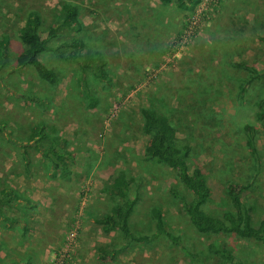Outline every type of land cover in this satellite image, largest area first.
Instances as JSON below:
<instances>
[{
  "label": "rangeland",
  "instance_id": "obj_1",
  "mask_svg": "<svg viewBox=\"0 0 264 264\" xmlns=\"http://www.w3.org/2000/svg\"><path fill=\"white\" fill-rule=\"evenodd\" d=\"M65 2L78 7L84 28L77 35L87 48L102 52L114 79L106 90L90 80L100 100L94 109L82 101L78 65L51 50L41 59L57 73L54 84L32 72L7 71L22 50L16 31L28 9L38 12L46 37ZM58 32L51 45L74 35L66 28ZM3 35L9 36L11 61L0 71V188L12 186L33 201L25 225L34 228L23 234L22 223L7 227L0 221L3 259L23 264H232L209 251L210 243L223 242L242 264H264L261 241L200 235L184 218L170 192L177 184L174 172L144 156L151 136L142 130L141 115L143 107L162 111L179 143L190 146L189 168H202L211 188L205 211L222 212L229 192L243 187L240 198L252 206L257 225L264 217V119L254 115L264 96V40L259 39L264 36V0H196L191 10L159 0H0ZM235 60L260 77L250 79ZM32 94L45 103L27 99ZM38 119L46 123L49 137L67 140L74 156L69 175L54 174L33 141L27 146L31 163L25 166L14 140L27 138ZM122 170L140 180L130 192L138 198L130 217L133 231H156L155 207L181 243L162 236L155 243H133L114 261L102 262L98 247L116 243L118 236L103 232L94 221L117 200L106 184ZM182 245L201 259H190Z\"/></svg>",
  "mask_w": 264,
  "mask_h": 264
},
{
  "label": "trees",
  "instance_id": "obj_2",
  "mask_svg": "<svg viewBox=\"0 0 264 264\" xmlns=\"http://www.w3.org/2000/svg\"><path fill=\"white\" fill-rule=\"evenodd\" d=\"M162 4L174 3L177 10H191L196 0H159ZM62 12L57 19L56 25L49 28L46 37L41 35V18L36 9H28L24 23L17 29L16 35L19 39L22 50L14 56V63L9 72H32L41 80L49 84L56 83L58 75L55 70L41 59V55L51 50L55 56L60 59L72 62L78 65L79 74L77 76V85L81 92L84 106L88 109H94L99 105V97L94 92L90 82H96L102 89H107L113 85V77L106 67V60L102 52L95 47L87 48L84 38L79 34L84 24L79 18L78 7L70 2L62 4ZM66 28L74 35L59 45H51L50 42L55 38L58 31ZM264 40V36H259ZM11 51L9 48V36L0 37V71L7 67L11 61ZM234 64L249 72L250 79L260 77L251 71L250 66L241 60H235ZM264 73V71L262 72ZM243 85H241V89ZM31 99L39 104L45 101L38 98L37 95H29ZM143 117L142 130L145 134L151 136L149 144L144 149V156L157 163L167 165L175 174L177 184L170 188L172 200L181 204V210L184 218L192 225L195 231L200 235L214 236L219 234L236 235L244 239H255L264 244V217L254 224L252 206L242 202L239 190H231L228 194L227 207L217 215L204 210V205L210 198L211 188L208 184L206 174L200 167L190 170L188 165V156L191 148L187 144H180L175 134H173L172 123L167 115L160 110L152 107L141 108ZM254 115L257 120L264 119V96L256 103ZM2 126H0V130ZM245 130L248 136L251 135V126L246 125ZM15 143H19L20 155L28 168L31 163L30 148L27 146L31 141L34 142L36 152L47 158L50 170L56 174L69 175V161H74L72 152L66 148L67 140L61 136L54 135L49 137L46 131V123L43 119H38L30 129L27 138H16ZM47 140V144L44 141ZM139 178L128 171L117 172L110 184L114 199V205L109 212L102 214L95 219L103 232H115L118 236L116 243L109 242L106 245L98 247V257L102 262L114 261L124 250L128 249L133 243L151 242L155 243L160 237H167L172 243H181L180 238L167 231L164 225L162 210L153 207L151 213L155 219V232L151 234H136L130 224V217L134 212L138 198L131 196V188L138 187ZM33 207V201L20 194L14 187L4 185L0 188V221L5 226H12L14 223H22L24 231L30 228L25 225L26 214ZM15 211V216L10 213ZM187 256L190 259H201L200 256L191 252L188 247L182 245ZM209 251L219 253L225 260H230L232 264H242L241 260L232 256L224 248V243H210ZM0 264H15L14 262H4L0 258Z\"/></svg>",
  "mask_w": 264,
  "mask_h": 264
},
{
  "label": "crops",
  "instance_id": "obj_3",
  "mask_svg": "<svg viewBox=\"0 0 264 264\" xmlns=\"http://www.w3.org/2000/svg\"><path fill=\"white\" fill-rule=\"evenodd\" d=\"M161 3V2H160ZM113 82H114V79H113ZM57 173H59V172H57ZM60 174V173H59ZM63 176V175H62ZM33 208V207H32ZM109 212V211H108ZM106 213V212H105ZM14 225V224H13ZM9 227V226H8ZM11 227V226H10ZM29 228L31 227V226H28ZM22 229V233L23 234H25V233H28L30 230L32 231L34 228L33 227H31L29 230H25L24 231V226L21 228ZM34 231V230H33ZM104 245H106V244H104ZM8 246V245H7ZM7 246H4L3 247V249L5 248V247H7ZM0 258L4 261V262H8L7 260H5V259H3L2 258V256H0ZM9 262H14L15 264H23V263H21L20 261L19 262H17V261H15V259H11Z\"/></svg>",
  "mask_w": 264,
  "mask_h": 264
}]
</instances>
